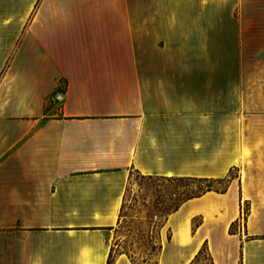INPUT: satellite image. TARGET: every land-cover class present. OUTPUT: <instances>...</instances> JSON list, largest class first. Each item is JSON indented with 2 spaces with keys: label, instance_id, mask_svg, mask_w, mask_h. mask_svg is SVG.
I'll return each instance as SVG.
<instances>
[{
  "label": "crops",
  "instance_id": "0c3cea01",
  "mask_svg": "<svg viewBox=\"0 0 264 264\" xmlns=\"http://www.w3.org/2000/svg\"><path fill=\"white\" fill-rule=\"evenodd\" d=\"M248 52L264 0H0V264H107L132 171L230 176L168 215L154 264L205 243L215 264H264Z\"/></svg>",
  "mask_w": 264,
  "mask_h": 264
},
{
  "label": "rangeland",
  "instance_id": "374dc122",
  "mask_svg": "<svg viewBox=\"0 0 264 264\" xmlns=\"http://www.w3.org/2000/svg\"><path fill=\"white\" fill-rule=\"evenodd\" d=\"M251 6V8L256 9L255 4ZM242 54V71L243 77H248L250 103H256L258 98L262 99L264 96L262 93H260V96L255 93L259 86L264 88V85L258 84V81L264 80V52ZM233 71H235L234 68ZM232 174L235 176L238 171L234 170ZM206 185L207 183H192L185 179L167 180L163 177H149L132 171L123 216L116 227V235L120 239V243L115 246L114 256L118 252L124 251L132 254L137 261L142 262L150 251L154 240L152 237L158 236V231L165 221L160 210L175 202L183 191H199L205 188ZM212 185L215 188H224L227 182L224 180L221 182L215 181L212 182ZM242 206L241 223L245 222L250 211V204L243 202ZM156 258L155 255L153 259ZM197 264H209V261L202 258Z\"/></svg>",
  "mask_w": 264,
  "mask_h": 264
},
{
  "label": "trees",
  "instance_id": "16d2710c",
  "mask_svg": "<svg viewBox=\"0 0 264 264\" xmlns=\"http://www.w3.org/2000/svg\"><path fill=\"white\" fill-rule=\"evenodd\" d=\"M163 178H165L167 180L185 179V180L191 181L192 183L193 182L207 183L206 187L199 190V191H189V192L183 191L180 194V196L178 197V199L175 200V202H173L170 205H168L167 207H164L163 209H161L160 212L166 220L170 213H172L173 211H176L181 206V204L184 201L188 200L189 198L199 196L208 190H216V191H222V192L225 191L227 189L228 180H229L230 176H227L224 178H210V177H163ZM223 180L227 182V185L224 188H215L212 185V182H215V181L221 182ZM123 212H124V206L122 208V216H123ZM152 238L154 240L152 241L150 251L147 253V257H145V259H143L142 262L137 261L132 254L128 253L134 264H154L157 261L159 253L162 250V243L159 240V236H157L155 238L152 237ZM119 243H120V239H117L114 246L112 247V250H111L107 264H113L114 263L115 256L113 253L115 251V246L119 245ZM155 255L157 256V258L154 260L153 257ZM202 258H206L209 261V264H215L214 259L212 257V254H211V252L208 248V245L206 243L201 247V249L198 251V253L195 255V257L192 259V261L189 264H197L201 261Z\"/></svg>",
  "mask_w": 264,
  "mask_h": 264
}]
</instances>
